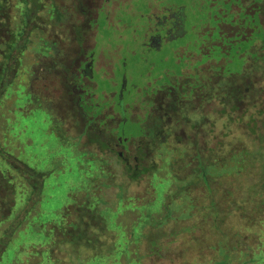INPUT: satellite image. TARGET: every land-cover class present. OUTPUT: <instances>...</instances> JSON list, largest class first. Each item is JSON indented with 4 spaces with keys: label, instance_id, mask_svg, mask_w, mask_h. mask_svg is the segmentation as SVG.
<instances>
[{
    "label": "rangeland",
    "instance_id": "obj_1",
    "mask_svg": "<svg viewBox=\"0 0 264 264\" xmlns=\"http://www.w3.org/2000/svg\"><path fill=\"white\" fill-rule=\"evenodd\" d=\"M79 1L0 0V73L2 65L15 58L9 73L13 84L9 83L0 99L1 148L35 171L47 174L40 204L27 217L24 209L31 182L0 161L1 170L13 179L17 191L14 196L11 185L0 176V219L11 214V218L23 219L2 264H250L251 259V264H264V205L258 213L251 212L249 229L246 225L244 230H236L231 228H241L242 223L234 219L225 228L228 209L213 210L211 200L204 202L201 188H189L185 198L167 199L179 185L173 175L190 173L194 164L190 159L181 160L171 168L187 147L179 133L180 116L176 123L164 120L165 125L174 123L178 130L165 126L160 139L169 144L149 147L157 167L155 174L139 169L134 181L124 174L122 163V157L130 156L132 166L138 165L133 146L131 154L122 148L145 135L144 123L165 113L169 92L174 94V88L184 81H188L192 94L189 101L181 102V114L195 122L204 117L228 143L246 141L245 129L233 120L228 100L220 101L209 94L203 102L199 100L200 88L193 87L202 80L204 94L215 92V88L223 91L221 86L228 84L224 78L241 73L250 61L261 58L258 62L263 64L262 28L251 30L246 43L239 41L249 27L255 29L254 24L241 23L243 10L242 15L231 11L233 6H242V0H86V7L104 6L92 51L100 53V67L92 78L115 95L104 99L100 92L93 91L96 113L115 105L124 80L126 98L136 99L123 115L131 116L134 123L117 127L119 115L114 119L112 115L101 116L97 123L92 122L103 130V137L97 138L85 127L64 87L63 67L72 66L79 51L75 28L84 21ZM27 7L35 9V15L29 21L30 34L18 44L27 30ZM180 7L177 16H183V23L175 29L174 39L153 47L152 36L164 37L163 29L156 32V17L163 18ZM262 19L264 26V15ZM232 25H236V32L228 37L223 27ZM85 28L89 37L90 27ZM17 44L21 50L11 51ZM255 45V51L246 50ZM261 71L257 75L262 76L264 86ZM112 73L115 85L107 84ZM108 112L113 114L112 110ZM168 131L173 133L168 136ZM155 148L159 149L153 151ZM119 187L124 189L122 197ZM84 189H91L92 194L87 197ZM258 204L253 202V208L258 209ZM84 207L90 211L97 207L102 216L84 214L80 218L78 233L90 227L94 234L91 246L86 238L68 236L76 233L69 225L77 221L76 212ZM98 218L106 221L103 228ZM45 235H49L48 240ZM57 239L60 244L48 249L53 241L59 243Z\"/></svg>",
    "mask_w": 264,
    "mask_h": 264
},
{
    "label": "trees",
    "instance_id": "obj_2",
    "mask_svg": "<svg viewBox=\"0 0 264 264\" xmlns=\"http://www.w3.org/2000/svg\"><path fill=\"white\" fill-rule=\"evenodd\" d=\"M236 7L237 6L232 7L234 11L231 8L232 12L236 15H242L241 12L237 11ZM180 11H182V9ZM34 15L35 9L32 10V8L27 7L25 21V28H27V30L23 31L20 40L17 42L18 44L21 41H24L26 37H28L26 36L28 35V33L30 34L29 21L34 18ZM179 17H181L182 19L181 25L179 26V28H181L183 23V16L181 15ZM231 27L233 28H230L229 26L223 27V31L228 32V37H231L232 34L234 35L236 32H234L236 25H232ZM250 28L251 27H249L245 31V35L239 38L240 42L246 43L245 39L247 35H249L251 33V30H253L252 28L250 30ZM261 41L262 47L264 48V32H262ZM18 44L16 48L11 49V51L15 52L16 50H21ZM218 44H220V42ZM257 45L251 48H247L246 50L255 51ZM8 56L9 55H7V58ZM11 59L12 58H9L7 62L2 65L3 68L0 73V99L9 83L10 85L13 84V82H10L12 76L9 75V73L10 66H12V62L13 60H15V58L13 57V60ZM258 61L248 62L241 73L238 72L236 74H232L228 78L223 77L224 79H228V84H226V87L221 86L223 87V91L215 88V92L213 90L212 92L209 90L206 92V94H204V90H206V87L201 86L202 80H200V83L198 85L193 87L200 88L199 100H202L203 102L206 101V97L209 94H212L214 99H219L220 101H225V99L228 100L233 120L241 124L245 129L244 131L246 134V141H236L237 143H228L217 134L215 126H213L212 124L210 125L208 120H205L204 117L201 121L195 122L181 114V102H183L184 99L189 101L192 94V92L189 91L191 89L188 90L187 87V85H189L188 81H184L182 86H177L176 89L173 87L174 94L166 99L167 106L164 108L165 113L163 115L160 114L159 116H155L156 118H149V122L146 124L144 123L143 125L144 129L142 132L145 135L139 137L137 140H134L133 143L128 142L129 145H126V149L124 147V150L127 153L129 152L128 154H131V146H133L134 152L136 154L135 162L138 163V165L133 167L131 164L130 156H128L127 158L122 157V160L124 161L122 162L124 164V174L126 173L127 177L131 178V180L134 181L136 180L135 176L139 169H141L143 173H149L150 175L155 174V172L157 171V167L155 165L152 154L149 155V147L151 146V144H159V146L157 147H162L164 146V144H169L168 140H161L160 137L165 132V126H173L174 128L170 130H175L176 132L178 131L176 130V126L174 123H176L175 121L178 120L177 117L180 116L181 121L180 119L178 121L181 124L179 125V133L181 134V137L187 142V147L183 150L184 155L182 156V158L179 161H174L175 163L173 162L171 168L175 169L176 165L180 163L181 160L183 162H186L190 159L194 162V164L192 169L190 170V173H186V175H183L182 173L176 174L174 172L175 174L173 176L175 180L179 182V185H177L176 191L173 194L169 195L167 199L173 200L174 197L185 198V196H187L189 188H201L204 191L202 195L204 196V198H206L204 202H208L209 200H211L213 203V210L216 211L217 208L221 210L228 209L229 213L223 222V226L225 228L227 223L231 222L234 219H237L239 223H242V229L237 227H230L231 229L244 230V226L246 227V225L248 226L247 229H249V224H251V212L258 213L261 210V207L264 205V86H261L260 79L262 78V76L257 75L259 70L261 73V70H263L264 72V63L259 64ZM183 76L184 75H182V77ZM125 106H127V104H125ZM120 111V107L117 108V114H115L114 112V115H119L120 119L124 118L123 124H125L127 122L125 121L127 117H122ZM165 118L171 119L174 123L165 125ZM119 122L120 121H118V123ZM122 133L123 136L126 135L125 130H122ZM171 133H173V131H168L167 135L169 136ZM139 139H145V141L141 142V140L139 141ZM157 149L159 148H155V150L153 149V151H157ZM0 161L6 163L13 170L26 177L29 183L31 182L30 193L27 197V202L24 209L25 216H30V211L38 208L40 204L41 195L44 188V180L47 174L35 171L14 156L4 152L1 148V144ZM232 163H234L235 165H231ZM13 164H16V167ZM133 168L134 171L132 170ZM0 176L3 177L4 180L8 181V183L11 185L10 188H12L13 190V195L16 196L17 191L15 185L13 184V179L9 178L8 175H6V173L1 170V168ZM242 177H244L245 182H242ZM93 187L94 183H92L91 185V188ZM119 189V192L122 193L120 194V196L122 197L124 195V189L123 187H119ZM85 193L88 197L92 194L91 189H86ZM15 200L16 199L14 197L12 202L14 203V206L11 208L12 211L16 205ZM257 201H259V206L258 209H255L253 208V202L257 203ZM100 212V209L97 207L93 208V210L91 211L90 209L88 210L87 207L80 208L76 212L78 213V218H76L77 221L72 222V224L69 225V228H72L73 230L72 232L76 233H70L68 236L72 239L78 238L80 240H85L86 238L87 244H90L91 246V243L94 239L92 238L94 234L90 231V227L88 230H82V232L79 231L78 233V230H80L81 226L80 223H82L80 218L84 216V214H90L93 218H96V215L100 216ZM219 213L221 214L220 211ZM62 215L64 217V212L62 213ZM11 216L0 219V226H4V231L2 232V235L0 237V264H2L5 257H7V253L10 249L9 245L12 242L15 233L23 223V219H16V217L11 218ZM101 217L102 216H100V218ZM100 218H98V223H100L103 228L106 221H102ZM45 232L49 234L47 230H45ZM48 236L49 235H45V239H47ZM57 240L59 243H57V241L55 240L51 244H49L47 248L51 249L54 247L53 244H60V239ZM95 257H97V255ZM248 261L250 264L253 263V259H251V261Z\"/></svg>",
    "mask_w": 264,
    "mask_h": 264
},
{
    "label": "flooded vegetation",
    "instance_id": "obj_3",
    "mask_svg": "<svg viewBox=\"0 0 264 264\" xmlns=\"http://www.w3.org/2000/svg\"><path fill=\"white\" fill-rule=\"evenodd\" d=\"M97 1L98 0H93V3H96ZM106 1L110 2L111 0ZM242 1L243 5L239 6L238 8L236 7L238 12L242 13L243 10L242 14L244 16V20H242L241 23H245L246 21L250 24H254L255 29H253V32L257 28H262V32H264L262 19L264 15V0H260L259 2L257 0ZM85 3L86 0L79 1L81 7L80 12L84 19L83 25H80L75 28L77 30L76 45H78L79 51L72 66H70L69 68L63 67V74L65 79L64 87L68 91L69 95L72 96L74 107H76V113L84 122L85 127L88 128L89 133L94 134L97 138H99L103 137V130L98 129L97 126H94L92 124V122L95 121V123H97V120H99V117L101 116H104V118H106L107 116L112 115V119H114V112L115 114H117L116 109L119 107L121 109L120 114H122V117H124L123 115L128 113V107H132L136 103V99L126 98L127 87L125 84L122 87V84L126 83V81L124 80V82H122L121 84V91L119 93H116L117 100L115 105L103 109L99 114L96 113L98 112L97 107L91 99V97L93 96L91 95V93H93V91L100 92V95H102L104 99L114 98L115 95H113V92L106 91L104 89V86L101 85V81L98 85V81L95 83L92 78V76L94 77V73H96L100 67L98 66L100 53L97 54L94 52L92 54V51H95V37L97 36L99 26L98 20L101 15V12L103 11L104 6H100V8L97 9L96 7H86ZM181 9L182 7L178 8L176 12L169 13L168 15H163V18L162 15L156 17V22L158 25V27L156 28V32L159 33L163 29L164 37L159 34L152 36L150 41L152 42L153 47L159 48L163 41L174 39V31L176 28L179 29V26L182 22V19L177 16V13ZM86 25L90 27V31L92 32L89 37H87V34L89 32H87L85 28ZM51 71V69L48 70V72ZM114 77L115 75L113 74V76L110 78V82H107V84L115 85V82H112V78ZM102 81L105 82L103 78ZM172 93L173 91L169 92V97ZM125 104H127V106H125ZM109 110H112L113 114L109 113ZM123 119L124 118H121L119 120L120 122L117 124V127L123 125ZM125 121L132 122L131 116H128ZM106 145L108 148H110V150L112 149L111 143H108ZM117 147L120 148L118 144ZM119 154L121 156L123 155L122 152H119Z\"/></svg>",
    "mask_w": 264,
    "mask_h": 264
}]
</instances>
